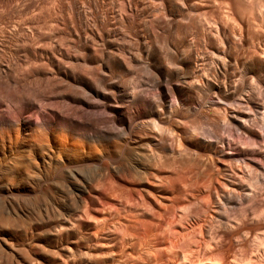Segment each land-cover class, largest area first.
<instances>
[{
  "label": "bare ground",
  "instance_id": "6f19581e",
  "mask_svg": "<svg viewBox=\"0 0 264 264\" xmlns=\"http://www.w3.org/2000/svg\"><path fill=\"white\" fill-rule=\"evenodd\" d=\"M0 264H264V0H0Z\"/></svg>",
  "mask_w": 264,
  "mask_h": 264
},
{
  "label": "rangeland",
  "instance_id": "374dc122",
  "mask_svg": "<svg viewBox=\"0 0 264 264\" xmlns=\"http://www.w3.org/2000/svg\"><path fill=\"white\" fill-rule=\"evenodd\" d=\"M13 220H14L15 222H13ZM13 220H10L11 222L9 221V224H11V223H12V224H15L17 219H14V218H13ZM26 220H27L26 218H23V217H22L21 222H24L25 226H26V222L28 221V220H27V221H26ZM28 223H29V221H28ZM28 223H27V225H28ZM17 224H18V223H17ZM15 225H16V224H15ZM27 227H29V226H27Z\"/></svg>",
  "mask_w": 264,
  "mask_h": 264
}]
</instances>
